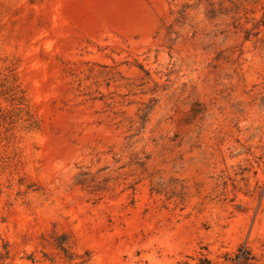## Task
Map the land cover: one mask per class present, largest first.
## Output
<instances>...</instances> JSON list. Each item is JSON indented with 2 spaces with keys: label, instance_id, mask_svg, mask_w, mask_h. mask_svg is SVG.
<instances>
[{
  "label": "rangeland",
  "instance_id": "374dc122",
  "mask_svg": "<svg viewBox=\"0 0 264 264\" xmlns=\"http://www.w3.org/2000/svg\"><path fill=\"white\" fill-rule=\"evenodd\" d=\"M0 264H264V0H0Z\"/></svg>",
  "mask_w": 264,
  "mask_h": 264
}]
</instances>
